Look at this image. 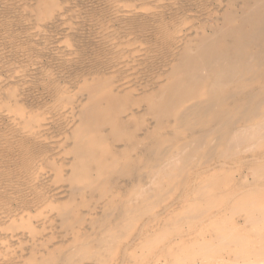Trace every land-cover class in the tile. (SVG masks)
<instances>
[{
    "label": "rangeland",
    "instance_id": "1",
    "mask_svg": "<svg viewBox=\"0 0 264 264\" xmlns=\"http://www.w3.org/2000/svg\"><path fill=\"white\" fill-rule=\"evenodd\" d=\"M228 24L261 55L234 75ZM243 261L264 264V0H0V264Z\"/></svg>",
    "mask_w": 264,
    "mask_h": 264
},
{
    "label": "bare ground",
    "instance_id": "2",
    "mask_svg": "<svg viewBox=\"0 0 264 264\" xmlns=\"http://www.w3.org/2000/svg\"><path fill=\"white\" fill-rule=\"evenodd\" d=\"M255 13V12H254ZM227 29L225 30V33H230V32H235L237 34V39L238 41L241 43V46L238 47L237 49H230V52L233 53L231 56H230V59L228 60V70L229 72L231 71V73L234 75L236 73H239V72H243L247 69H250V66H248V63L250 62V57L251 56H254L252 53H249V48L255 44V41L257 42V39H256V35L254 32H249L248 30L244 29V28H234L232 25L228 24V26L226 27ZM224 35V33H223ZM258 59L261 58V55H258V56H254ZM253 58V57H251ZM211 63H207V65H210ZM203 66H206V63H203L202 64ZM237 66V69H234V66L236 67ZM236 70V71H235ZM231 75V73H229ZM227 74V75H228ZM229 75V76H230ZM192 105V104H191ZM252 134L250 133L249 136H251ZM242 237V236H241ZM223 238L224 240H228L230 237H228L227 235H225L223 233ZM243 238V244L244 243V237ZM236 252V251H235ZM238 253L242 254V255H246L248 254V250L244 249L243 251L239 252ZM203 257V256H202ZM196 258V257H195ZM196 261V259L194 260ZM224 262V261H223ZM230 261H228L229 263ZM244 262V261H243ZM247 262V261H246ZM249 262V261H248ZM209 263V261H208ZM226 263H227V260H226ZM234 263V262H233ZM237 263V262H236ZM245 263V262H244ZM244 263H241V264H244ZM251 263V262H250ZM256 263V262H255ZM260 263V262H259ZM263 263V261H262ZM260 263V264H262ZM239 264V263H238ZM246 264V263H245ZM248 264V263H247ZM253 264V263H251ZM258 264V263H257Z\"/></svg>",
    "mask_w": 264,
    "mask_h": 264
}]
</instances>
